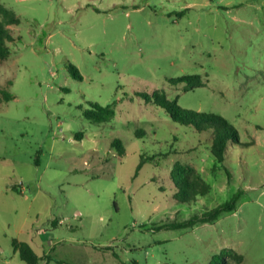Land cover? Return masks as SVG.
<instances>
[{
	"label": "rangeland",
	"instance_id": "rangeland-1",
	"mask_svg": "<svg viewBox=\"0 0 264 264\" xmlns=\"http://www.w3.org/2000/svg\"><path fill=\"white\" fill-rule=\"evenodd\" d=\"M0 3L20 19L0 15L14 39L0 60V264H25L13 240L38 264H264V0ZM184 75L202 85L170 82ZM155 91L227 120L238 141L223 162L210 133L142 96ZM177 166L208 191L176 198ZM237 193L233 211L193 219Z\"/></svg>",
	"mask_w": 264,
	"mask_h": 264
},
{
	"label": "trees",
	"instance_id": "trees-1",
	"mask_svg": "<svg viewBox=\"0 0 264 264\" xmlns=\"http://www.w3.org/2000/svg\"><path fill=\"white\" fill-rule=\"evenodd\" d=\"M0 15L6 19L7 25L20 24V19L16 16V14L4 7L1 3ZM12 41H14V39L10 35L8 29L0 24V60H4L10 56L11 47L8 45V42ZM72 70L75 77L81 78L77 69L73 68ZM170 82L172 84L186 83L190 89L202 85L201 76L199 75H184L178 78L170 79ZM0 94L6 100L12 99L11 94L8 92L0 90ZM142 96L145 99H152L155 105L161 107L166 112L173 123L189 127L193 132L199 134L210 133L212 135L211 154L218 162L224 161L226 151L231 141H238L237 131L234 128L230 127L227 120L220 115L196 112L182 108L181 106H179L177 100L171 101L164 95L163 92L159 91H155L151 95L142 94ZM93 106L101 113L110 116L114 115L111 106ZM94 120L100 121L97 118H94ZM115 143L121 148L122 144L120 140H116ZM143 163L144 162L142 161L140 163V166ZM172 179L176 188L178 189L175 193V197H181V200L183 202L195 200L198 195L205 194L209 189V187L203 182L202 178L198 176L194 172V170L189 169L188 171H184L182 166L175 167L174 172L172 173ZM239 197L240 193H237L229 201L206 213L203 217H195L193 219H200L201 222H209L215 220L221 213L233 211L236 208ZM193 219L179 224H171L163 227L186 228L194 223ZM12 246L13 251L15 253H18L21 261L25 264H38L41 260L40 256H38L32 249V247L26 242L13 240ZM238 258L242 260L241 256H239ZM209 264H225V262L221 255H216L212 258Z\"/></svg>",
	"mask_w": 264,
	"mask_h": 264
},
{
	"label": "crops",
	"instance_id": "crops-1",
	"mask_svg": "<svg viewBox=\"0 0 264 264\" xmlns=\"http://www.w3.org/2000/svg\"><path fill=\"white\" fill-rule=\"evenodd\" d=\"M12 249H13V246H12Z\"/></svg>",
	"mask_w": 264,
	"mask_h": 264
}]
</instances>
